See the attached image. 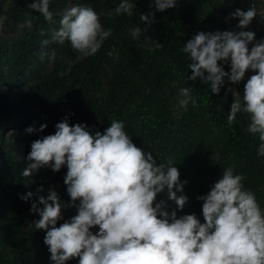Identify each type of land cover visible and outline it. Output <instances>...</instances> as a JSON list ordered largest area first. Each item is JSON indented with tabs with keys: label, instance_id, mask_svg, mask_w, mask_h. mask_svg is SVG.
Instances as JSON below:
<instances>
[{
	"label": "trees",
	"instance_id": "obj_1",
	"mask_svg": "<svg viewBox=\"0 0 264 264\" xmlns=\"http://www.w3.org/2000/svg\"><path fill=\"white\" fill-rule=\"evenodd\" d=\"M13 2L6 12L8 29L17 30L15 22L31 20V25L19 37H0V264H54L44 243L45 230L35 228L40 216L31 206L38 202L40 187L44 189L40 195L46 197L54 188L62 205L71 203L64 183L67 165L59 172L44 167L31 177L22 172L28 167L31 143L54 134L65 118L70 126L86 124L93 135L97 131L103 134L112 120L122 121L132 142L151 152L158 165L172 160L181 183L187 182L182 194L188 203L178 210L166 191L157 195L155 203L164 201L167 211L177 210V218L194 214L205 223L203 201L197 197L208 195L224 169L232 165L235 174L244 175V188L255 194L264 210V157L257 153L258 134L246 132L249 115L238 113L229 126L227 115L235 99L229 91L230 82L225 78L217 95L210 84L188 80L192 61L181 51L199 32L231 31V20L237 26L239 21L229 14L235 12L230 4L238 0H177L175 8L164 12L150 7L154 0H129L136 5L132 16H100L102 27L111 29L112 35L94 56L74 51L69 41L52 43V31L60 28L65 9L80 5L100 14L113 10L120 0H50L51 22L31 9L27 0ZM149 12L155 13L156 22L139 39H133L129 29L146 28L140 16ZM44 40L49 44L43 45ZM261 40L264 32L255 33V43ZM157 43L163 47H156ZM53 50L55 62L49 59ZM218 64L230 73V61ZM61 72L66 74L60 76ZM248 79L234 84L241 101ZM183 87L191 89L198 106H179V89ZM44 124L47 128L41 132ZM30 127L35 131L27 132ZM9 132L12 138H8ZM29 192L33 193L31 199H21ZM77 214L75 207H62V219L56 226ZM90 231L96 234L99 228ZM66 264H79V258Z\"/></svg>",
	"mask_w": 264,
	"mask_h": 264
},
{
	"label": "clouds",
	"instance_id": "obj_2",
	"mask_svg": "<svg viewBox=\"0 0 264 264\" xmlns=\"http://www.w3.org/2000/svg\"><path fill=\"white\" fill-rule=\"evenodd\" d=\"M49 3L50 0H40L29 7L51 22ZM176 3L177 0H154L150 7L164 12L175 8ZM135 7L129 0H120L113 10L97 14L91 7L72 6L65 9L60 28L52 31L51 42L63 45L69 41L74 51L94 56L112 35L111 29L102 27L100 16H132ZM257 14L256 4L246 12L236 9L229 15L239 21L237 28L241 31L199 32L181 51L192 61L188 80L210 84L211 92L217 95L225 78L238 84L249 69L256 73L248 79L242 101L234 99L227 122L231 126L238 113L248 114L246 132L258 134L257 153L264 157V40L256 42L249 52L255 33L243 30ZM259 15L264 18V12ZM140 20L147 27L130 28L133 39L147 33L156 22L155 13L141 15ZM27 24L30 26L31 20ZM42 44L48 45L49 40ZM156 47L163 46L157 43ZM49 59L56 61L55 50ZM60 59L71 64L66 57ZM219 61H230V73L219 66ZM179 97L181 108L186 109L190 103L198 106L188 87L179 89ZM87 127L70 126L65 118L56 125L54 134L31 143L28 167L22 172L24 177H31L41 168L59 172L67 165L64 183L71 203L62 205L54 188L46 197L40 195L44 191L40 187L36 193L38 202L31 206V211L40 216L34 222L35 228L45 230L44 243L54 264H66L73 258H79V264H264V211L255 194L244 188L245 177L235 174L234 165L224 169L208 195L197 197L203 201L205 223L194 214L177 218V210L167 211L164 201L155 203L157 195L165 191L178 210L188 203V197L182 194L187 182L181 183L173 161L158 165L151 152H144L132 142L122 121L112 120L103 134L97 131L93 135ZM46 128V124L41 125L40 131ZM26 131L32 133L35 129ZM32 197L29 192L21 199ZM62 207H75L78 214L57 227ZM97 226L99 231L93 234L90 229Z\"/></svg>",
	"mask_w": 264,
	"mask_h": 264
},
{
	"label": "rangeland",
	"instance_id": "obj_3",
	"mask_svg": "<svg viewBox=\"0 0 264 264\" xmlns=\"http://www.w3.org/2000/svg\"><path fill=\"white\" fill-rule=\"evenodd\" d=\"M29 3H34V2H40V0H27ZM192 0H188V2H190ZM14 2L13 0H7V1H3L0 0V37H12V38H16L22 35L23 29L25 27H30L29 25L25 24L24 22H15L14 24L17 27V30H9L8 27L6 26V18H7V10L9 8L10 5H12ZM184 5L186 3H183ZM40 58V55H39ZM229 88L231 89L234 98H238L235 97L236 91L234 90V84H232L231 82L228 83ZM92 125H95V121L92 122ZM8 138H12L13 134L12 132L8 133ZM264 211V210H263Z\"/></svg>",
	"mask_w": 264,
	"mask_h": 264
},
{
	"label": "built area",
	"instance_id": "obj_4",
	"mask_svg": "<svg viewBox=\"0 0 264 264\" xmlns=\"http://www.w3.org/2000/svg\"><path fill=\"white\" fill-rule=\"evenodd\" d=\"M262 2L264 3V0H238L237 3L230 4V7L235 11L236 9H241L246 12L253 4H256L258 14L247 27V29L254 33H261L264 32V18L259 15V12H261Z\"/></svg>",
	"mask_w": 264,
	"mask_h": 264
},
{
	"label": "water",
	"instance_id": "obj_5",
	"mask_svg": "<svg viewBox=\"0 0 264 264\" xmlns=\"http://www.w3.org/2000/svg\"><path fill=\"white\" fill-rule=\"evenodd\" d=\"M231 32H236V33H238L239 32V30H238V28H237V26H236V24H235V22L233 21V20H231ZM255 46V41H253L252 43H250L249 45H248V48H249V52L251 51V49H252V47H254ZM254 74H256L254 71H252L251 69H249L247 72H246V74H245V79H248V78H250L252 75H254Z\"/></svg>",
	"mask_w": 264,
	"mask_h": 264
}]
</instances>
